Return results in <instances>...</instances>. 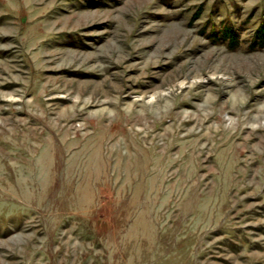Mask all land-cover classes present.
Instances as JSON below:
<instances>
[{
	"label": "rangeland",
	"instance_id": "rangeland-1",
	"mask_svg": "<svg viewBox=\"0 0 264 264\" xmlns=\"http://www.w3.org/2000/svg\"><path fill=\"white\" fill-rule=\"evenodd\" d=\"M0 264H264V0H0Z\"/></svg>",
	"mask_w": 264,
	"mask_h": 264
}]
</instances>
